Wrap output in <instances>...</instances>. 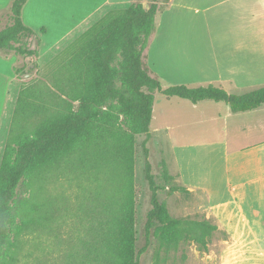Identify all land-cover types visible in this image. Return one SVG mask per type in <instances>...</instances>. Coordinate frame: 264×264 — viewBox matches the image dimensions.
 <instances>
[{
	"label": "trees",
	"instance_id": "16d2710c",
	"mask_svg": "<svg viewBox=\"0 0 264 264\" xmlns=\"http://www.w3.org/2000/svg\"><path fill=\"white\" fill-rule=\"evenodd\" d=\"M28 1L13 0L10 24L0 30V51L32 60V71L38 68L40 55L38 48L29 45L35 32L22 19ZM141 1L108 12L87 29L67 48V55L73 53L48 84L37 82L19 91L0 162V264H19L21 239L50 231L63 218L62 211L42 195L51 180L49 174L76 169L85 172L92 188L89 204L80 210L79 224L86 235L69 237L58 257L41 264H142L154 239L168 247L195 243L208 251L218 226L210 220L174 218L159 198L162 188L147 147L154 92L192 104L222 102L233 113H242L264 105V87L241 95L214 85L163 87L143 63L162 0H149L148 9ZM14 71L20 76L24 68ZM49 85L67 97L63 110L56 106ZM35 118L43 120L30 129L28 124ZM140 135L147 136L143 149L151 209L146 216L145 244L138 248L134 168ZM162 177L167 184L175 180L165 162ZM23 184L31 195L19 200ZM167 189L170 194L188 192L179 186Z\"/></svg>",
	"mask_w": 264,
	"mask_h": 264
},
{
	"label": "rangeland",
	"instance_id": "374dc122",
	"mask_svg": "<svg viewBox=\"0 0 264 264\" xmlns=\"http://www.w3.org/2000/svg\"><path fill=\"white\" fill-rule=\"evenodd\" d=\"M176 5L162 1L156 16L155 32L150 38V47L143 56L144 67L149 68L155 75L159 76L161 67L158 56V46L160 43V33L162 28L178 26L186 39L204 36L199 28L206 31V14L216 13L223 15V7H210L208 5L217 3L218 0H174ZM221 1V0H220ZM143 4H148L149 0H142ZM131 0H36L35 7L30 13L25 14V22L34 32L35 36L29 41L31 48H38L39 58L36 60L38 68H33V61L22 56L15 55L14 52L6 53L13 59L10 60L16 68H24V72L17 76L18 87L34 83L45 82L48 84L52 74L63 62L73 53L68 52L71 46L84 32L92 25L102 19L108 12L123 10L131 5ZM181 4L189 8L184 9ZM181 6V7H180ZM96 8V9H95ZM219 10V11H218ZM206 12V14H205ZM92 13V14H91ZM86 15V25L73 40L63 39L64 30H67L74 19L79 21ZM208 17V16H207ZM216 27L221 29L223 35V18ZM10 24V19L4 18L0 27ZM211 24L213 20L211 18ZM45 28V29H43ZM2 29V28H1ZM208 40V39H207ZM66 41V42H65ZM60 45V46H59ZM59 47V48H58ZM5 53V52H3ZM57 60L55 61V59ZM166 67V66H165ZM160 77V76H159ZM163 87H168L175 83V79L162 80ZM182 85V84H180ZM190 87L209 85V82L200 80L184 84ZM245 90L254 89L259 85L242 84ZM50 86V85H49ZM119 84L117 87L119 88ZM254 87V88H252ZM53 90V99L56 106L64 109L67 104V97L50 86ZM235 93L233 90H229ZM154 113L150 126V137L147 147L149 149V161L153 167V173L157 184L162 188L159 191V198L164 202L172 217L189 220H208L207 195L202 190L190 188L185 185L206 184L208 175L207 160L202 159V149L208 140V131L205 124L198 123L193 113L192 103L179 98H167L160 93L154 92ZM214 101H204L202 109ZM223 108L225 104L221 103ZM12 114L11 107H6L4 118ZM42 118L33 119L28 127L35 128L42 122ZM11 122L5 121L6 136L0 134V147L4 146L8 138ZM167 127H169L167 131ZM147 140L146 135L136 137L135 155V192H136V231L138 238V248L145 244V223L148 211L151 209L150 191L145 178V155L143 142ZM200 145V146H197ZM194 155H193V154ZM194 156V158H193ZM194 159V160H193ZM165 162L171 175L175 180L167 184L162 177V164ZM180 172V178L177 176ZM51 180L46 185L42 199H48L54 209L62 211L63 218L57 223H53L50 231L40 235L25 236L21 239L18 260L19 264H41L46 258L54 259L65 249V241L69 237L78 239L84 237L86 233L79 224V219L83 215L80 210L85 209L89 204L87 196L92 192L89 179L84 171L76 169L73 171H60L49 174ZM183 183V184H182ZM169 186L184 187L187 193H169ZM31 191L25 184L21 185L18 191L19 200L29 198ZM66 221V224L62 223ZM213 222V220H210ZM228 236L224 231L218 230L213 235L208 251L204 252L195 243L180 242L173 246H164L156 239L147 253L142 256V264H221V255L225 247L224 241ZM50 255V256H47ZM47 264H52L47 262Z\"/></svg>",
	"mask_w": 264,
	"mask_h": 264
},
{
	"label": "crops",
	"instance_id": "0c3cea01",
	"mask_svg": "<svg viewBox=\"0 0 264 264\" xmlns=\"http://www.w3.org/2000/svg\"><path fill=\"white\" fill-rule=\"evenodd\" d=\"M131 1V4L138 2ZM164 1L176 5L174 0ZM12 2L0 0V25L4 18L10 19ZM216 2L208 5L207 9L223 7L224 14L205 12L206 31L199 28L208 40L201 35L186 39L182 27L162 28L158 58L163 67L160 68V77L147 68L152 76L162 80L173 78L177 81L171 84L179 85L205 80L209 85L235 95L253 90H245L247 87H242V84H261L252 87L254 89L264 87V0ZM35 4L36 0H29L23 8L25 25V14L30 13ZM143 5L144 8L149 7L148 4ZM181 6L190 9L184 4ZM89 16L85 15L79 21L73 17V24L64 30L63 39L73 40L80 35ZM221 16L223 35L216 27ZM149 47L150 44L143 56ZM12 59L0 51V134L1 130L3 133L8 128L5 121L9 124L12 120L20 91L15 64L10 62ZM202 103L204 101L192 104V107L196 121L205 124L208 131V140L201 150V158L208 163L207 180L206 184L185 186L206 193L208 220H213L218 230L228 236L224 241L221 264H264V105L252 111L233 113L225 103L223 108L222 102H213L204 109L200 106ZM8 105L12 114L9 113L5 119ZM6 141L0 147V162ZM180 175L177 171L178 178Z\"/></svg>",
	"mask_w": 264,
	"mask_h": 264
},
{
	"label": "water",
	"instance_id": "95a60500",
	"mask_svg": "<svg viewBox=\"0 0 264 264\" xmlns=\"http://www.w3.org/2000/svg\"><path fill=\"white\" fill-rule=\"evenodd\" d=\"M145 8H147V9H148L149 7H148V6H146Z\"/></svg>",
	"mask_w": 264,
	"mask_h": 264
}]
</instances>
